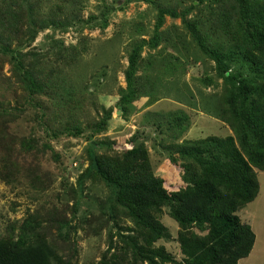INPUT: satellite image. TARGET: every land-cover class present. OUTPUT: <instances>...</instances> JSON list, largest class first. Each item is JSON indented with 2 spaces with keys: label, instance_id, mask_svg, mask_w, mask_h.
Listing matches in <instances>:
<instances>
[{
  "label": "rangeland",
  "instance_id": "1",
  "mask_svg": "<svg viewBox=\"0 0 264 264\" xmlns=\"http://www.w3.org/2000/svg\"><path fill=\"white\" fill-rule=\"evenodd\" d=\"M7 2L21 8L6 32L13 43H0V239H46L53 264H185L182 227L169 205L157 211L168 235L148 244L115 188L91 167L88 150L119 157L143 143L154 175L176 191L204 170L175 151L179 145L214 146L222 155L210 138L232 136L239 147L225 82L185 26L195 21L210 47L258 54L239 2L0 0V11ZM160 7L185 17L167 15L154 40ZM3 44L20 51L38 90ZM208 161L205 169L217 173L222 162ZM237 213L256 234L238 264H264V187ZM186 230L207 235L196 224Z\"/></svg>",
  "mask_w": 264,
  "mask_h": 264
},
{
  "label": "trees",
  "instance_id": "2",
  "mask_svg": "<svg viewBox=\"0 0 264 264\" xmlns=\"http://www.w3.org/2000/svg\"><path fill=\"white\" fill-rule=\"evenodd\" d=\"M237 1L244 20L251 27L252 43L258 44V54L239 46L226 50L210 47L195 21L186 20L185 26L215 62L217 73L225 82L228 110L233 115L232 125L239 147L232 136L210 138L222 150V155L214 152V146L211 149L200 143L179 145L175 151L204 170L193 186L176 191H169L163 178L154 175L143 143L134 145L119 157L98 155L95 146L88 150L91 167L115 188L116 200L128 208L129 214L144 229L148 244L168 235L157 211L162 205H169L170 214L182 227L179 237L187 255L185 264H238L250 254L256 241L251 224L244 222L237 211L258 196L257 170H264V0ZM19 8L14 2H7L0 11V43H13L6 32ZM167 15L185 17L176 9L160 7L154 40L158 38ZM36 25L33 22V28ZM3 46L4 51L14 58L21 74L25 75L30 88L38 90L40 87L33 74L24 70L20 51L12 49L10 44ZM233 63H239L240 68L234 71ZM136 70L135 52L130 57V82V76ZM209 157L216 161L224 159L217 173L205 169ZM193 224L206 227L207 235L202 238L186 230ZM160 249L159 254L170 260L166 251ZM55 257L56 251L46 239L30 243L0 239V264H53Z\"/></svg>",
  "mask_w": 264,
  "mask_h": 264
},
{
  "label": "crops",
  "instance_id": "3",
  "mask_svg": "<svg viewBox=\"0 0 264 264\" xmlns=\"http://www.w3.org/2000/svg\"><path fill=\"white\" fill-rule=\"evenodd\" d=\"M257 174H258V176H260L261 174L263 175V174H264V170H257ZM258 179H259V177H258ZM259 184H260V190H259V194H260V191H261L262 187H264V184H263V183L261 184L260 180H259ZM259 194H258V196H259ZM258 196L254 199V201L249 202V204L252 205V202H255V201L257 200ZM249 224H250V223H249ZM251 226H252V225H251ZM250 253H252V252H250ZM248 257H249V255H248ZM248 257H246L245 259H247ZM242 259H243V258H242ZM240 260H241V259H240ZM240 260H239V261H240ZM238 263H239V262H238Z\"/></svg>",
  "mask_w": 264,
  "mask_h": 264
}]
</instances>
